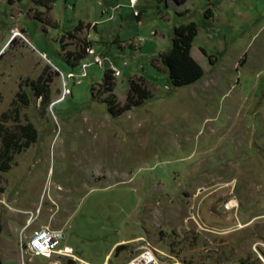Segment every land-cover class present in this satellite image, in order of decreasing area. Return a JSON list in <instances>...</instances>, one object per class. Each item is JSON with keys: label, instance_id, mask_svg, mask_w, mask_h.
I'll return each instance as SVG.
<instances>
[{"label": "rangeland", "instance_id": "obj_1", "mask_svg": "<svg viewBox=\"0 0 264 264\" xmlns=\"http://www.w3.org/2000/svg\"><path fill=\"white\" fill-rule=\"evenodd\" d=\"M190 21L204 75L174 87L158 57ZM141 76L154 97L124 108ZM26 123L0 170L2 264H264V0H0V127ZM22 211L76 258L21 259Z\"/></svg>", "mask_w": 264, "mask_h": 264}, {"label": "trees", "instance_id": "obj_2", "mask_svg": "<svg viewBox=\"0 0 264 264\" xmlns=\"http://www.w3.org/2000/svg\"><path fill=\"white\" fill-rule=\"evenodd\" d=\"M35 6L45 9L51 8L55 0H29ZM168 1V0H165ZM176 4H182L187 0H171ZM209 12V11H207ZM82 28V24L78 23L74 29L76 31ZM197 34V26L194 21L188 23H180L172 29L170 47L159 54V60L164 66L171 85L181 87L192 84L199 80L204 75L202 66L193 59L190 55L192 41ZM111 70V69H108ZM113 70V69H112ZM109 73L104 72L101 82L100 92H112L113 86L109 83ZM37 81H32L31 85L37 96L47 97L46 88ZM109 83V84H108ZM23 101L24 94H19ZM154 97L146 88L143 82V77L129 79L128 91L126 95V104L124 108L129 106H139L144 101H148ZM108 106V111L112 112L115 106L113 93L104 99ZM19 132L2 131L0 127V138L2 147L0 148V170H7L10 167V162L13 158V153H17L22 148L27 147L36 139V130L31 123H26L18 126ZM3 192V187L0 186V194Z\"/></svg>", "mask_w": 264, "mask_h": 264}, {"label": "built area", "instance_id": "obj_3", "mask_svg": "<svg viewBox=\"0 0 264 264\" xmlns=\"http://www.w3.org/2000/svg\"><path fill=\"white\" fill-rule=\"evenodd\" d=\"M100 62V61H98ZM100 66L101 63H98ZM112 68H114L112 66ZM115 69V68H114ZM118 71V70H116ZM23 228L18 235V245L20 248V257L23 259L24 253H28L32 256H42L44 258H52L56 256L57 258L61 257H75L72 253V249L70 246L61 244V240L64 237V234L60 230L51 229L48 226H39L31 229L29 233H24ZM145 256L152 255L150 250H146L141 255ZM153 256V255H152ZM154 257V256H153ZM137 257L133 258L134 260ZM143 259V257H141ZM151 259L147 258L146 261H150ZM141 261V259L139 260ZM143 261H145L143 259ZM142 261V262H143ZM132 262V261H131ZM142 262L140 264H142ZM151 262L154 263L153 260ZM155 264H158L155 261Z\"/></svg>", "mask_w": 264, "mask_h": 264}, {"label": "crops", "instance_id": "obj_4", "mask_svg": "<svg viewBox=\"0 0 264 264\" xmlns=\"http://www.w3.org/2000/svg\"><path fill=\"white\" fill-rule=\"evenodd\" d=\"M190 52H191V49H190ZM192 55V54H191ZM202 78V77H201ZM198 81V80H197ZM196 81V82H197ZM25 211H22L21 213H15L14 215H15V218H18L17 219V221L15 222V223H12L11 225H10V229H11V232L12 233H14V234H12V240H13V243L15 244V245H17V237H18V232L21 230V229H23V227L25 226V225H27V220L29 219V216L26 214V213H24ZM35 218V219H34ZM32 217L31 218V220L32 219H34V221H32L33 223L31 224V226H30V228H29V231L32 229V228H34V227H37V226H41V225H44V224H42L41 223V221H40V219H39V217ZM20 225V227H19V229L18 230H16V225ZM27 231H28V229H27ZM8 254H10V255H12V256H14V255H16V253L15 252H9ZM85 262V261H84ZM85 263H87V262H85Z\"/></svg>", "mask_w": 264, "mask_h": 264}, {"label": "bare ground", "instance_id": "obj_5", "mask_svg": "<svg viewBox=\"0 0 264 264\" xmlns=\"http://www.w3.org/2000/svg\"><path fill=\"white\" fill-rule=\"evenodd\" d=\"M18 35H19V33L18 32H16ZM137 258L134 260V259H132L131 261H132V263L133 264H140L142 261H143V259L146 261V259L147 258H149V259H151V260H153L154 261V263H155V259H154V257L150 254L149 256H145L144 254H140V255H138V256H136ZM141 257H143V259L141 258ZM141 259V261H139ZM150 260V261H151ZM80 263H83V264H88V263H85L83 260L80 262Z\"/></svg>", "mask_w": 264, "mask_h": 264}, {"label": "water", "instance_id": "obj_6", "mask_svg": "<svg viewBox=\"0 0 264 264\" xmlns=\"http://www.w3.org/2000/svg\"><path fill=\"white\" fill-rule=\"evenodd\" d=\"M0 231H1V228H0ZM0 264H2V260L1 259H0ZM126 264H133V263L132 262H128ZM142 264H155V263H153L151 261H143Z\"/></svg>", "mask_w": 264, "mask_h": 264}]
</instances>
